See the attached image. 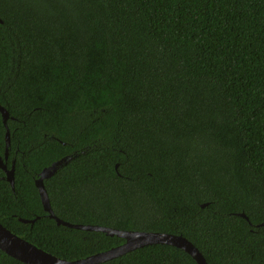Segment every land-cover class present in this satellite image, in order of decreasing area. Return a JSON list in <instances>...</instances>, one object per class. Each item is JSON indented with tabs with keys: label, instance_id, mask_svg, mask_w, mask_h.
I'll list each match as a JSON object with an SVG mask.
<instances>
[{
	"label": "trees",
	"instance_id": "16d2710c",
	"mask_svg": "<svg viewBox=\"0 0 264 264\" xmlns=\"http://www.w3.org/2000/svg\"><path fill=\"white\" fill-rule=\"evenodd\" d=\"M0 105V223L36 247L75 260L124 242L47 215L34 181L63 159L43 180L59 218L264 264V0H0ZM5 131L0 113V153ZM94 264L197 262L151 243Z\"/></svg>",
	"mask_w": 264,
	"mask_h": 264
},
{
	"label": "water",
	"instance_id": "95a60500",
	"mask_svg": "<svg viewBox=\"0 0 264 264\" xmlns=\"http://www.w3.org/2000/svg\"><path fill=\"white\" fill-rule=\"evenodd\" d=\"M0 112L4 122L8 116V112L2 105H0ZM6 130L5 149L7 148V144L9 142V130ZM62 161L63 159H58L52 162L50 165L43 167L38 173V177L34 181L35 186L38 189L42 207L47 212V215L50 218H53L58 225L62 224L79 229L103 231L108 235H116L123 238L124 242L117 246L111 247L110 249L89 255L84 258L67 260L59 258L49 252L36 247L24 238L17 236L0 223V249L2 251L26 264H94L121 255L129 250L145 244L166 243L182 248L183 250L188 252L194 258L197 264H207L204 256L199 251V249L182 235L161 232L120 230L101 225L74 224L56 216L51 208L50 201L43 184V180L51 176L58 168V166L62 164ZM0 166L4 169L5 179L13 187V166H11L10 169H6V167L2 164H0ZM238 214L247 219L245 213L240 212ZM19 220L23 222H32V220L24 218H19ZM260 225H264V222L260 223Z\"/></svg>",
	"mask_w": 264,
	"mask_h": 264
},
{
	"label": "flooded vegetation",
	"instance_id": "af4514ba",
	"mask_svg": "<svg viewBox=\"0 0 264 264\" xmlns=\"http://www.w3.org/2000/svg\"><path fill=\"white\" fill-rule=\"evenodd\" d=\"M3 106V105H2ZM4 107V106H3ZM5 108V107H4ZM6 109V108H5ZM7 110V109H6ZM8 112V111H7ZM1 113V112H0ZM10 116H9V112H8V116H7V118H6V120L3 122L4 123V126H5V128L6 129H8V127H7V119L9 118ZM2 121H3V119H2ZM7 131V130H6ZM6 131H5V135H6ZM10 134V133H9ZM9 134H8V136H9ZM5 135H4V141H5ZM14 160H15V158H12L11 159V163H10V166H8L7 165V161H8V146H7V148L5 149V145H4V147H3V150H2V152L0 153V164H2L3 166H5L6 167V169H10L11 168V166H13V168H14ZM0 168H1V170L4 172V169L0 166ZM56 171V170H55ZM54 171V172H55ZM4 175H5V172H4ZM5 177V176H4ZM23 222V221H22ZM29 222V221H28ZM8 229V228H7ZM10 230V229H9ZM11 231V230H10ZM12 232V231H11ZM15 234V233H14ZM17 235V234H16ZM18 236V235H17ZM19 237H21V236H19ZM23 238V237H22Z\"/></svg>",
	"mask_w": 264,
	"mask_h": 264
},
{
	"label": "clouds",
	"instance_id": "9594fccd",
	"mask_svg": "<svg viewBox=\"0 0 264 264\" xmlns=\"http://www.w3.org/2000/svg\"><path fill=\"white\" fill-rule=\"evenodd\" d=\"M9 143V142H8ZM7 146H8V144H7Z\"/></svg>",
	"mask_w": 264,
	"mask_h": 264
}]
</instances>
